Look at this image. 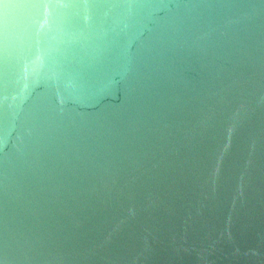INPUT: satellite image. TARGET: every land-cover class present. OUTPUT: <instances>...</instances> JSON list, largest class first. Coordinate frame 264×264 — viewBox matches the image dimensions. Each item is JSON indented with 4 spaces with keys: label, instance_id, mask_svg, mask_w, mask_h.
Masks as SVG:
<instances>
[{
    "label": "water",
    "instance_id": "95a60500",
    "mask_svg": "<svg viewBox=\"0 0 264 264\" xmlns=\"http://www.w3.org/2000/svg\"><path fill=\"white\" fill-rule=\"evenodd\" d=\"M0 264H264V0H0Z\"/></svg>",
    "mask_w": 264,
    "mask_h": 264
}]
</instances>
